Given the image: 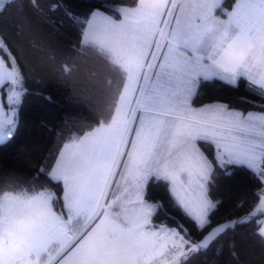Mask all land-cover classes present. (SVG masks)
Listing matches in <instances>:
<instances>
[{
  "label": "snow or ice",
  "instance_id": "6c2138e0",
  "mask_svg": "<svg viewBox=\"0 0 264 264\" xmlns=\"http://www.w3.org/2000/svg\"><path fill=\"white\" fill-rule=\"evenodd\" d=\"M13 6L0 0V14ZM117 11L118 21L101 12L73 17L87 26L61 72L102 78L90 105L100 115L82 134L69 129L54 163L26 187L0 192V264H187L264 214V111L192 106L211 80L244 81L264 99V0H234L230 10L223 0H137ZM26 91L17 56L0 37V144L15 135ZM228 166L262 182L259 199L246 216L213 226L209 185ZM151 182L165 185L199 239L183 225L153 223L164 205L146 199ZM256 224L264 242V220Z\"/></svg>",
  "mask_w": 264,
  "mask_h": 264
},
{
  "label": "trees",
  "instance_id": "16d2710c",
  "mask_svg": "<svg viewBox=\"0 0 264 264\" xmlns=\"http://www.w3.org/2000/svg\"><path fill=\"white\" fill-rule=\"evenodd\" d=\"M136 2L38 0L39 7L33 8L31 0H14V6L0 14V37L17 56L27 89L19 105L15 135L0 144V192L26 187V181L35 176L41 166L54 163L69 129L82 134L88 126L95 125L100 115L101 109L94 112L90 105L95 103L93 93L100 88L102 78H93L88 71L74 73L71 77L61 72L62 65L76 56L82 29L87 26L73 17L84 21L99 10L120 19L117 7H133ZM233 3L234 0H223V8L230 10ZM24 18L27 23L21 29ZM95 70L100 71L98 67ZM209 103L227 104L244 114L264 111V99L250 93L244 81L236 86L221 80L203 81L192 106ZM213 153V149L205 152L210 159ZM45 180L41 176L39 183ZM261 186L262 182L242 167L217 168L209 185V197L217 203L211 217L213 226L246 216L258 203ZM49 187L58 195L62 194V188L51 183ZM146 199L164 205L153 218L154 224H180L193 240L200 238L192 222L170 201L163 183L151 182ZM257 220H264V214L258 213L250 222L228 231L208 251L193 256L187 264H264V242L255 235Z\"/></svg>",
  "mask_w": 264,
  "mask_h": 264
},
{
  "label": "rangeland",
  "instance_id": "374dc122",
  "mask_svg": "<svg viewBox=\"0 0 264 264\" xmlns=\"http://www.w3.org/2000/svg\"><path fill=\"white\" fill-rule=\"evenodd\" d=\"M134 7V6H133ZM121 8H131V7H127V6H118L117 7V10L118 9H121ZM93 12H101V11H99V10H95V11H93ZM92 12V13H93ZM101 13H103V12H101ZM104 15H107V14H105V13H103ZM92 15V14H91ZM107 16H110V15H107ZM91 17V16H90ZM112 17V16H111ZM114 20H120V19H122V17H120V19H115L114 17H112ZM222 19H223V17H221ZM5 108H7V107H5ZM229 221H231V220H229ZM229 221H226V222H224V223H227V222H229ZM224 223H222V224H224Z\"/></svg>",
  "mask_w": 264,
  "mask_h": 264
},
{
  "label": "crops",
  "instance_id": "0c3cea01",
  "mask_svg": "<svg viewBox=\"0 0 264 264\" xmlns=\"http://www.w3.org/2000/svg\"><path fill=\"white\" fill-rule=\"evenodd\" d=\"M222 17V16H221ZM223 18H226V17H223ZM209 104H214V103H209ZM209 104H206V105H209ZM204 106V105H203ZM194 107V106H193ZM200 107H202V106H200ZM200 107H194V108H200ZM248 114V113H247ZM247 114H245V115H247Z\"/></svg>",
  "mask_w": 264,
  "mask_h": 264
}]
</instances>
